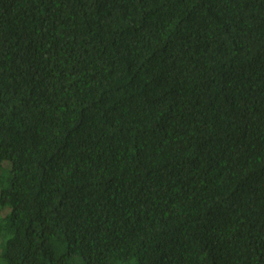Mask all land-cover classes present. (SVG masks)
Listing matches in <instances>:
<instances>
[{"label":"trees","instance_id":"obj_1","mask_svg":"<svg viewBox=\"0 0 264 264\" xmlns=\"http://www.w3.org/2000/svg\"><path fill=\"white\" fill-rule=\"evenodd\" d=\"M0 264H264V0H0Z\"/></svg>","mask_w":264,"mask_h":264}]
</instances>
